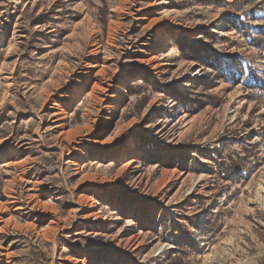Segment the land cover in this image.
<instances>
[{
	"label": "rangeland",
	"instance_id": "obj_1",
	"mask_svg": "<svg viewBox=\"0 0 264 264\" xmlns=\"http://www.w3.org/2000/svg\"><path fill=\"white\" fill-rule=\"evenodd\" d=\"M263 22L264 0H0V264H264Z\"/></svg>",
	"mask_w": 264,
	"mask_h": 264
},
{
	"label": "trees",
	"instance_id": "obj_2",
	"mask_svg": "<svg viewBox=\"0 0 264 264\" xmlns=\"http://www.w3.org/2000/svg\"><path fill=\"white\" fill-rule=\"evenodd\" d=\"M257 28H258V32L254 36H250V43L257 49H259L263 53V57H264V22L258 25ZM205 34H207L209 38L211 37L209 33L205 32ZM203 47L205 46H203L202 43L192 42L190 44H184L181 47V49H184L183 51L184 55H186L187 57H190L191 59L199 60L200 59L199 52L202 50ZM138 85H142V84L138 83Z\"/></svg>",
	"mask_w": 264,
	"mask_h": 264
},
{
	"label": "bare ground",
	"instance_id": "obj_3",
	"mask_svg": "<svg viewBox=\"0 0 264 264\" xmlns=\"http://www.w3.org/2000/svg\"><path fill=\"white\" fill-rule=\"evenodd\" d=\"M169 36H170V32H165V33H163V35H162V38L160 39V41H159V46L160 47H165L166 46V44H167V40H168V38H169ZM130 77H127L126 79H129ZM132 78V77H131ZM123 81V80H122ZM121 81V83H119L118 85L116 84V86L114 87V90L115 91H118V90H121L122 89V86H123V82ZM124 100V97H123V95L121 96V97H119L117 100H116V103H120V102H122ZM9 202V201H8ZM9 203H12V201L11 202H9Z\"/></svg>",
	"mask_w": 264,
	"mask_h": 264
}]
</instances>
